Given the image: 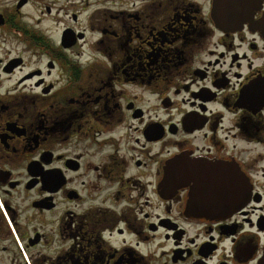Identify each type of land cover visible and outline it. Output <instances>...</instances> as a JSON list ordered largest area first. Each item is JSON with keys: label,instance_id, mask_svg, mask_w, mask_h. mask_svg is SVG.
Here are the masks:
<instances>
[{"label": "flooded vegetation", "instance_id": "af4514ba", "mask_svg": "<svg viewBox=\"0 0 264 264\" xmlns=\"http://www.w3.org/2000/svg\"><path fill=\"white\" fill-rule=\"evenodd\" d=\"M105 1L0 0V264H258L264 2Z\"/></svg>", "mask_w": 264, "mask_h": 264}, {"label": "water", "instance_id": "95a60500", "mask_svg": "<svg viewBox=\"0 0 264 264\" xmlns=\"http://www.w3.org/2000/svg\"><path fill=\"white\" fill-rule=\"evenodd\" d=\"M264 0H212L211 14L215 24L222 30H233L249 22ZM264 33V32H263ZM222 185L211 190H199V212L219 214L224 209H236L249 196L250 187L240 173L232 175V183L221 191ZM196 193L193 192L192 195ZM258 264H264V252Z\"/></svg>", "mask_w": 264, "mask_h": 264}, {"label": "rangeland", "instance_id": "374dc122", "mask_svg": "<svg viewBox=\"0 0 264 264\" xmlns=\"http://www.w3.org/2000/svg\"><path fill=\"white\" fill-rule=\"evenodd\" d=\"M105 3H108V0H106Z\"/></svg>", "mask_w": 264, "mask_h": 264}]
</instances>
